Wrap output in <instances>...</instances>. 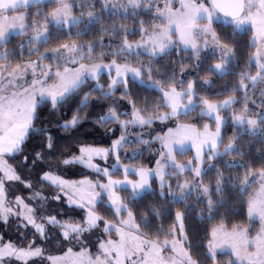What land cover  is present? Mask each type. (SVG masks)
<instances>
[{"label":"rangeland","instance_id":"rangeland-1","mask_svg":"<svg viewBox=\"0 0 264 264\" xmlns=\"http://www.w3.org/2000/svg\"><path fill=\"white\" fill-rule=\"evenodd\" d=\"M50 1L57 5L41 13L43 19L29 27L26 8ZM97 3L105 13L112 11L126 16L151 7L161 21L142 28L136 40L125 41L122 55L128 51L155 56L177 45L190 48L197 57L217 56L212 67L219 73L226 70L232 51L215 38L212 22L231 23L236 29L251 28L255 43L251 59L256 69L246 75L247 80L241 87L245 94L247 87L258 85L257 93L251 96V91L248 92V98L229 110L228 100L197 97L192 79H179L177 87L154 84L167 106V112L160 119L185 113L199 103V112L209 118L207 122L214 121L213 127L207 123L197 127L194 122L175 121L164 131L145 167L123 161L136 151L123 150L119 156L123 143L132 141L130 134L119 135L107 147L82 146L77 154L63 160L62 172L75 173L79 175L77 178L56 172L43 174V181L59 189L58 193L33 188L13 199L10 193L17 187L13 183L16 176L11 161L14 164L19 161L13 154L25 139L38 101L47 99L54 104L82 81L97 78L101 73L109 76L111 85L127 77L146 80V75L130 63L93 56L88 46L76 43L61 44L15 65L10 60L0 62V220L6 221L16 233L14 240L3 241L0 236V264H196L183 246L181 213L176 216L179 228L171 236L149 240L141 235L132 214L126 210L124 191L137 196L158 186L160 194L172 199L191 195L212 206L209 186L202 182L200 171L205 160H212L233 146L219 148L224 110L235 125L252 133L264 125V0H245L244 10L236 20L218 13L211 0H0V58L7 57V49L1 48V44L9 35L27 32L21 46L35 52L38 44L48 38V23L68 27L80 20H95L92 7ZM30 42L33 44L29 46ZM109 133L113 134V129ZM187 149H191L192 155L181 162L176 153ZM78 158L88 166L66 163ZM188 169L191 173L181 183V189H171L167 174L183 175ZM90 170L94 178L82 176ZM244 181L246 186L254 184L248 199L250 223L236 228L217 224L212 229L207 252L215 259L214 264H264V173L252 172ZM41 197L47 198L46 208L55 209L63 200L68 207H81L84 222L59 219L57 214L66 209L57 208V214L53 215L41 213L35 207ZM49 225H57L67 241L62 252L45 253L39 245L38 240L45 237ZM220 254L224 255L217 260Z\"/></svg>","mask_w":264,"mask_h":264},{"label":"trees","instance_id":"trees-1","mask_svg":"<svg viewBox=\"0 0 264 264\" xmlns=\"http://www.w3.org/2000/svg\"><path fill=\"white\" fill-rule=\"evenodd\" d=\"M56 5L57 2L50 1L27 7L28 26L43 19L41 13L49 12ZM92 9L96 19L90 22L80 20L68 27L48 23V38L38 44L35 52L21 46L27 32L9 35L1 44V48L7 49V57L0 58V62L10 60V64L15 65L61 44L76 43L88 46L93 56L103 60L116 58L120 62L130 63L146 75V80L127 77L111 85L109 76L101 73L97 78L82 81L54 104L47 99L38 101L25 139L13 154V158L19 161L17 164L11 161L16 176L13 183L17 187L14 193H10L13 199L26 195L33 188L58 193L59 189L43 181V174L56 172L67 178H77L79 175L75 173L65 175L62 172L65 168L63 160L77 154L82 146L107 147L119 135L130 134L132 141L123 143L119 156H122L123 150L136 151L123 161L145 167L150 162L154 147L159 146L164 131L175 121L194 122L197 127L207 123L213 127L214 121L207 122L209 118L199 112V103L185 113L160 119L167 112V106L154 84L177 87L179 79H192L194 90L199 94L197 97L211 101L228 100L227 109L236 107L248 98V92L251 91V96L257 93L258 85L247 87L245 94L241 87L247 80L246 75L256 69L251 59L255 49L251 28L236 29L231 23L212 22L215 38L232 51V59L226 70L219 73L212 67L217 56L207 54L197 57L190 48L177 45L155 56L143 52L135 55L128 51L122 55L125 41L136 40L142 28L147 29L151 23L161 22L151 7L127 16L112 11L105 13L100 3L94 4ZM262 96L264 99V94ZM224 111L219 148L223 150L227 145L233 146L212 160H205L200 171L202 182L209 186L212 206L191 195L185 199H172L167 194H160L158 186L144 190L137 196L124 191L126 210L132 214L141 235L149 240L171 236L173 230L179 228L176 216L181 213L183 246L196 264H214L215 259L208 254L207 246L211 231L217 224L227 228L249 225L248 199L254 184L246 186L244 179L252 172L264 173V125L252 133L235 125L228 111ZM111 129L113 134L109 133ZM191 155V149L176 153L181 162ZM190 173L188 169L183 175L167 174L168 186L179 191L181 183ZM82 176L92 179L95 174L90 170ZM46 201V197H41L35 202V207L38 206L41 213L53 215L57 214V208L66 209L57 214L59 219L84 222L81 207H68L63 200L62 205L50 209L45 207ZM0 236L3 241L16 238L15 231L4 220H0ZM38 241L45 253L62 252L67 242L57 225H49L45 237ZM223 255H217L216 259L220 260Z\"/></svg>","mask_w":264,"mask_h":264},{"label":"water","instance_id":"water-1","mask_svg":"<svg viewBox=\"0 0 264 264\" xmlns=\"http://www.w3.org/2000/svg\"><path fill=\"white\" fill-rule=\"evenodd\" d=\"M211 5L221 15L236 20L244 10L245 0H211Z\"/></svg>","mask_w":264,"mask_h":264},{"label":"snow or ice","instance_id":"snow-or-ice-1","mask_svg":"<svg viewBox=\"0 0 264 264\" xmlns=\"http://www.w3.org/2000/svg\"><path fill=\"white\" fill-rule=\"evenodd\" d=\"M80 151L83 152V149H81ZM66 163H79L82 166H86V167L88 166L87 163L83 159H79V158L76 161H71V162L66 161Z\"/></svg>","mask_w":264,"mask_h":264}]
</instances>
